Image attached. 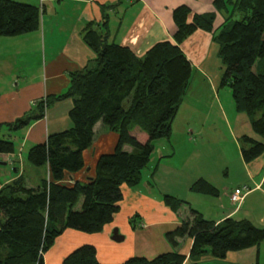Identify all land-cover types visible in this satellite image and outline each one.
I'll return each mask as SVG.
<instances>
[{"label": "trees", "instance_id": "1", "mask_svg": "<svg viewBox=\"0 0 264 264\" xmlns=\"http://www.w3.org/2000/svg\"><path fill=\"white\" fill-rule=\"evenodd\" d=\"M227 6L228 20L214 37L224 67L219 86L230 90L235 110L248 116L253 133L261 138L241 137L240 156L249 164L264 153V0L214 1L216 10H227ZM235 12L241 19L229 23ZM40 14L38 6L0 0V38L36 31ZM172 19L173 42L155 44L142 58L127 46L107 43V33L86 30L82 38L95 54L94 66L70 73L67 91L39 100L36 115L29 113L0 125L24 129L42 118L50 105L66 99L73 103L68 113L71 128L48 135L26 153L30 166H47V178L37 189L27 188L23 176L0 187V264H44L43 255L67 229L101 233L119 212L122 187L133 188L141 182L154 142L169 138L171 121L189 87L192 67L179 46L197 30L211 32L214 15L194 14L182 5L173 10ZM98 122L117 135L114 150L98 157L93 179L65 183L67 174L84 170L83 153L91 147ZM125 146L131 152L124 151ZM14 152V143L0 138V154ZM190 190L219 196V190L203 178ZM80 199L81 207L75 210ZM161 199L173 213L188 205L172 195ZM188 209V216L166 233V239L175 249L178 239L190 238L191 264H199L207 255L221 260L228 252L264 243V228L247 220L227 218L216 224L190 206ZM185 259L177 251H169L151 259L129 257L121 264H184ZM61 264L99 263L94 246L82 245Z\"/></svg>", "mask_w": 264, "mask_h": 264}, {"label": "crops", "instance_id": "2", "mask_svg": "<svg viewBox=\"0 0 264 264\" xmlns=\"http://www.w3.org/2000/svg\"><path fill=\"white\" fill-rule=\"evenodd\" d=\"M13 1L38 6L41 12L40 25L31 33L0 38V125L12 123L29 113L36 115L38 110L31 104L32 101L38 102L44 97L65 93L69 86L70 73L94 66L95 54L82 38L86 30L107 33V43L127 46L137 57L142 58L155 44L173 42L175 26L172 12L182 5L188 6L194 14L214 15L211 32L197 30L179 47L191 64V81L196 78L194 83L196 86L203 82L209 86L210 91H213L214 86L219 85L224 67L218 57V45L214 41V34L226 24L230 6H227V10H216L215 0ZM103 19H106L105 25ZM228 91L230 92L229 89ZM72 105L71 99L56 102L46 109L42 118L33 121L24 129L15 131L18 135L16 138L18 143L14 145L15 152L0 154V162L3 163L0 164V187L20 176L24 177L27 188L37 189L40 186L47 178V166L31 168L27 161V164L23 161L22 153L25 148L29 150L34 145L45 142L48 135L70 129L68 113ZM223 109L224 106L221 110ZM248 123L251 129L249 120ZM93 132L91 147L83 153L84 170L67 174L65 183H85L93 179L98 157L114 150L117 143L115 133L100 122L96 123ZM199 133L200 131L197 134ZM248 136L261 141L249 133ZM123 149L126 152L132 150L129 146ZM160 149L167 151L162 153L164 155L161 153L158 155L153 171L156 165L157 169L154 175L150 174L149 177L156 182L171 179L177 183L175 177L179 173L174 167L169 166V161L175 155L174 150L170 145L169 149L164 147ZM242 163L240 176L234 171L237 175L235 181L232 179L226 185H214L219 190L218 197L204 196L190 190V186L197 179L204 178L208 181L206 177L198 175L194 182L188 185L187 196L184 199L188 205H183L176 213L164 206L161 199L163 194L158 195L150 189L151 181L145 186H139L142 179L133 188L123 186L119 212L101 233L86 234L70 229L63 231L51 249L43 255L44 264H61L66 256L82 245L94 246L99 264H121L134 256L151 259L169 251H177L184 255L186 257L184 264H191L188 260L192 245L190 238L178 239L175 249L172 247L169 249L165 244L156 249L150 239V237L154 239L156 233L162 237L170 228L175 229L181 220L188 216L189 206L216 224L224 219L233 218L247 220L256 228H264V153L249 164L243 160ZM241 186H247L249 192L237 206L230 202L229 194ZM81 202L82 199L75 210L80 209ZM135 215L138 220L136 222L133 220L134 226L131 227L129 219ZM114 230L122 238L117 242L113 240ZM198 263L264 264V243L228 252L221 260L209 255L203 256Z\"/></svg>", "mask_w": 264, "mask_h": 264}, {"label": "rangeland", "instance_id": "3", "mask_svg": "<svg viewBox=\"0 0 264 264\" xmlns=\"http://www.w3.org/2000/svg\"><path fill=\"white\" fill-rule=\"evenodd\" d=\"M240 19L241 14L235 12L229 23ZM218 31H216L214 37L218 34ZM191 79L192 77L182 103L171 121L170 136L168 139L154 142L155 149L150 157L149 164L142 171V182L139 185L145 186L148 181H151L149 182L152 186L150 189L156 194L172 195L183 201L187 196L188 185L193 183L198 175L206 177L213 186L226 185L232 179L235 181L236 176L243 169L240 156L241 137L248 136L249 133L261 139L252 133L249 128L248 116L235 110L231 93L227 87L217 85L214 86L213 91H210L207 84L200 82V86H196L194 84L196 78L193 82ZM222 106H224L223 110H221ZM15 131L17 130L10 132L7 127H3L0 129V138L12 139L14 145H17L16 138L18 135ZM198 131H200L199 134H197ZM169 145L175 154L174 158L169 161V166L174 167L179 173L175 177L177 183L171 181V179L156 182L149 175H154L157 169L156 165L153 171L158 155L160 153L164 155L162 153L167 151L160 149V147L169 149ZM27 151L28 149L25 148L22 153L25 164H27L25 160ZM158 167L160 166L158 165ZM131 220L136 222L138 218L132 217ZM169 230L172 231V228ZM166 233L162 237L159 236V233L154 234V239L150 237L156 249L161 244H165L166 247L169 246V249H172L166 239Z\"/></svg>", "mask_w": 264, "mask_h": 264}, {"label": "built area", "instance_id": "4", "mask_svg": "<svg viewBox=\"0 0 264 264\" xmlns=\"http://www.w3.org/2000/svg\"><path fill=\"white\" fill-rule=\"evenodd\" d=\"M40 100H44V98L40 99ZM31 104L34 106H36L37 101H32ZM249 192V188L247 186H243L241 188H237L235 190H233L230 194H229V200L232 204H236L237 206L240 205V203L242 202L244 196Z\"/></svg>", "mask_w": 264, "mask_h": 264}, {"label": "water", "instance_id": "5", "mask_svg": "<svg viewBox=\"0 0 264 264\" xmlns=\"http://www.w3.org/2000/svg\"><path fill=\"white\" fill-rule=\"evenodd\" d=\"M0 164H3V163L0 162ZM120 239H122L121 236H119V235L117 234L116 230H114V231H113V240L117 242V241H119Z\"/></svg>", "mask_w": 264, "mask_h": 264}]
</instances>
